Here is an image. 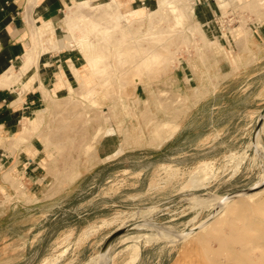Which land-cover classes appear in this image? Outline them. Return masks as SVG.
Listing matches in <instances>:
<instances>
[{"label":"rangeland","instance_id":"rangeland-1","mask_svg":"<svg viewBox=\"0 0 264 264\" xmlns=\"http://www.w3.org/2000/svg\"><path fill=\"white\" fill-rule=\"evenodd\" d=\"M220 1L226 4H216L211 23H201L195 11L181 16L187 0H158L127 16L131 28L118 20L115 0H79L73 6L81 14L69 28L75 44L70 47L80 61L75 87L65 96L43 87V105L9 140L13 154L22 150L28 175L13 177V189L0 192V264H106L100 250L108 236L138 222L140 210L153 208L148 219L164 230L183 235L200 228L179 239L155 228L124 233L112 245L111 264H264V187L239 196L221 216V205L199 208L190 200L254 186L264 174V158L249 135L258 120L246 113L258 92L264 108V87L254 88L253 97L224 99L236 111L219 102L212 103L215 112L212 104L194 106L234 73L223 76L221 70L228 59L230 66L239 64L241 57L231 56L235 45L247 47L245 17L264 15V0ZM63 32L61 38L69 33ZM83 42L91 44L85 49ZM37 52L27 53L33 69ZM186 114L189 134L182 145L161 148ZM165 120L172 132L157 130ZM212 122L220 136L209 147L192 148ZM180 146L192 149L180 156ZM204 164L207 176L200 181ZM214 210L216 223L201 228ZM141 231L159 237L142 239L144 259H124V238Z\"/></svg>","mask_w":264,"mask_h":264},{"label":"crops","instance_id":"crops-1","mask_svg":"<svg viewBox=\"0 0 264 264\" xmlns=\"http://www.w3.org/2000/svg\"><path fill=\"white\" fill-rule=\"evenodd\" d=\"M78 1L0 0V76L10 72L12 68L16 70L17 67L20 68L27 53L36 48L38 50V65L35 69L31 70L18 83L11 86L0 84V192L13 189V177L24 179L28 175L27 165H25L27 162L21 156L22 150L18 149L13 154L9 140L13 133H17L19 127L25 124L43 105V87L57 96L69 95L72 91L71 88L74 89L75 87L74 67L80 68L79 53L70 47L75 45L73 44L74 36L70 34L71 31L66 24L68 9ZM219 1L187 0V3H181L180 14L185 19L195 11L196 18L201 23H211L213 16H216V4L219 5L220 3L221 6L226 4V2ZM115 2L121 12L128 13L131 10L154 7L158 0H115ZM198 2H201V5L197 4L198 8L194 7V4ZM256 17V15L250 18L245 17L249 29L247 47L240 50L234 44V53L231 56L241 57L239 64L230 66L231 61L228 59L227 62L230 65L226 67L227 69L221 70L223 76L229 72L234 73L224 79L208 96L201 98L202 100L194 101V103L196 102L195 108L199 109L219 102V106L223 105L227 110L235 109L236 106L233 103H224V99L239 93L251 97L254 88L264 87V15L261 13L258 20ZM65 30H68L69 33L61 38L60 36L64 35L63 31ZM217 36L220 34L218 33ZM34 43L37 45L35 46ZM35 74L36 79L33 86L26 88L30 76ZM230 77L232 79H229ZM259 94L262 93L255 94V99L251 100L246 110V113L251 114V117L256 116L255 122H257L263 109V106H258L261 102L256 99ZM215 106L212 107L214 112ZM188 114L181 119L179 130L161 148L168 150L169 146L176 143L182 145V138L189 134L185 126L189 118ZM254 129L255 127L249 132L250 136H253ZM224 131L222 130V132ZM216 136L219 137L220 133L216 123L212 122L210 127L196 140L192 148L204 149L209 147ZM259 139L264 143V129H261ZM192 148L180 146V156L183 153L188 154L187 151ZM173 155L174 157L177 156ZM102 163L99 162L96 168ZM140 245L141 252L138 259H144L145 245ZM165 246L166 244L162 245L163 248ZM124 259L130 261V254L126 255ZM139 262L137 261L136 264Z\"/></svg>","mask_w":264,"mask_h":264},{"label":"bare ground","instance_id":"bare-ground-1","mask_svg":"<svg viewBox=\"0 0 264 264\" xmlns=\"http://www.w3.org/2000/svg\"><path fill=\"white\" fill-rule=\"evenodd\" d=\"M243 6V5H242ZM123 9V8H122ZM131 10V9H130ZM125 11V10H124ZM134 12L135 10H131L130 12L126 13V12H119L118 16V20H121V19H125L129 22L128 24V28H131V21L128 20V17L129 15H134ZM132 13V14H131ZM177 13H179L177 11ZM81 15L80 14V8L78 7H71L68 11H67V27L68 28H71L74 23L76 22L75 18L77 16ZM136 15V14H135ZM199 25V24H198ZM142 28V27H141ZM145 31H146V28H145ZM148 32V31H147ZM133 37V36H132ZM90 42H83L82 45H83V48H87L90 46ZM33 61V58L30 54L27 55V58L24 60L23 63H21V66L19 69H13L8 72V73H5L3 75L0 76V84H4V83H11L13 81H21L22 78H24L31 70H33L32 66H31V63ZM17 77H20V78H16L14 76ZM36 79V74L35 75H32L30 76L29 78V81L27 83V87L26 88H31L33 86V82L35 81ZM134 85V84H133ZM137 86V85H135ZM40 120V119H39ZM29 125V124H28ZM171 125V122H169L168 120H165V121H162V123H160L159 126H156L157 127V130H160V131H163V129H167L169 131L170 128L169 126ZM25 126V124H24ZM264 126V125H263ZM30 127V126H29ZM169 128V129H168ZM29 129V128H28ZM153 132V131H152ZM155 132V131H154ZM165 132V130H164ZM172 132V131H171ZM159 134V132H157ZM163 133V132H162ZM173 133H170V135L168 134V136L164 137V139H162V142L161 143H164L166 141H168L172 136H173ZM160 135V134H159ZM90 138V137H89ZM154 138H152L153 140ZM157 139V138H156ZM155 140V139H154ZM156 141V140H155ZM211 167V165H210ZM207 169L208 167L204 164L201 169H199V174H198V179L201 181L203 178H205L207 176ZM262 180H264V174L262 175ZM196 179V178H195ZM204 180V179H203ZM197 181V179H196ZM195 181V182H196ZM206 181V180H205ZM199 183V182H198ZM200 184V183H199ZM203 184V183H202ZM198 185V184H197ZM200 186V185H198ZM255 192H252V193H249V195H252L254 194ZM192 198V197H191ZM225 198V196H222V195H210L208 197H193V199H190L191 201L193 200L195 202V205L199 208H209V207H222V210L224 209H227L229 207V205L235 203V201H237L240 197H237L235 199H232V200H223ZM219 203V204H218ZM219 205V206H217ZM155 209H142L139 211V214L141 215V219L138 220V222H134L133 224H135L136 227H138V229L140 228H155V229H158V232H159V235L160 234H163L165 235L166 237L167 236H174L175 239L178 238L179 235L181 234H177L174 229L172 227H168L166 226V229L164 230L163 226L161 224H157L155 222H153L151 219H148L149 218V215L154 211ZM223 211H219L220 212V215H223L221 213L224 212ZM219 214V213H218ZM217 217V216H216ZM225 217V216H224ZM219 219V217H218ZM216 223V219L210 221V222H207L205 225H203L201 228H209L211 226H213L212 224L213 223ZM236 222V221H235ZM216 225V224H215ZM198 226V225H197ZM196 227V226H194ZM139 229V230H140ZM164 231V232H163ZM236 232V231H235ZM218 233V232H217ZM264 233V232H263ZM262 233H260L261 235ZM181 236H184V235H181ZM220 236V235H219ZM158 234L156 232H147V231H141V232H133V233H130L129 235H127V237L124 238V240H128L129 243L126 247H124L126 249V251L128 250L129 251V254L131 256V258H135L137 259V257L140 256V252H141V241L142 239H145L147 241H150L151 242V239H156L158 238ZM164 237V236H163ZM165 237V238H166ZM263 237V236H262ZM162 239V238H161ZM179 239V238H178ZM262 239V238H261ZM264 239V238H263ZM158 240V239H157ZM106 256H107V262L106 264H109V262L111 263V257H112V253H111V249L109 252L106 253ZM134 260V259H133ZM253 261V260H252ZM263 262V261H262ZM255 263V262H254Z\"/></svg>","mask_w":264,"mask_h":264},{"label":"water","instance_id":"water-1","mask_svg":"<svg viewBox=\"0 0 264 264\" xmlns=\"http://www.w3.org/2000/svg\"><path fill=\"white\" fill-rule=\"evenodd\" d=\"M264 123V108L262 109V112L260 114V117L258 119L257 125L255 126L254 129V133H253V147L255 149V152L259 155V157H261L262 159L264 158V147L262 145V143H260L259 145V136H260V131H261V127ZM263 163V161H262ZM264 187V180L258 182L256 185L248 187V188H244V189H240L237 190L235 192L232 193H228L225 195V198L223 200H232L235 199L239 196H243L255 191H258L260 189H262ZM217 214V212L214 210L213 213L205 219V223L210 222L213 220V218L215 217V215ZM203 226V225H202ZM200 228V225L196 226V227H191L189 230L187 231H182V234L184 235L183 237H187L188 235H190L191 233L195 232L196 230H198ZM138 227L135 226V224L133 223H129L127 226L125 227H121L119 229H116L115 231H113L108 238L106 239V241L104 242L100 253H107L110 251V249L112 248V245L114 243V241L122 234L127 233V232H131V231H135L137 230ZM109 264H111L109 262Z\"/></svg>","mask_w":264,"mask_h":264},{"label":"built area","instance_id":"built-area-1","mask_svg":"<svg viewBox=\"0 0 264 264\" xmlns=\"http://www.w3.org/2000/svg\"><path fill=\"white\" fill-rule=\"evenodd\" d=\"M217 22L219 23V21L217 20Z\"/></svg>","mask_w":264,"mask_h":264}]
</instances>
